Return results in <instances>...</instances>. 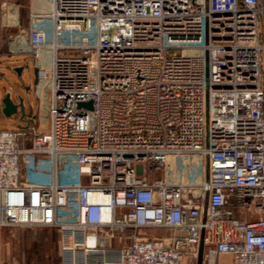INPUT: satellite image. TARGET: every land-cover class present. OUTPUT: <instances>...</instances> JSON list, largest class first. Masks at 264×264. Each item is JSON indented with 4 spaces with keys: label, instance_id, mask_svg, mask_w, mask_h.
<instances>
[{
    "label": "built area",
    "instance_id": "obj_1",
    "mask_svg": "<svg viewBox=\"0 0 264 264\" xmlns=\"http://www.w3.org/2000/svg\"><path fill=\"white\" fill-rule=\"evenodd\" d=\"M49 4L19 48L53 51L48 120L0 129V227L56 230L61 264H264V0ZM188 155L200 182L170 178Z\"/></svg>",
    "mask_w": 264,
    "mask_h": 264
},
{
    "label": "crops",
    "instance_id": "obj_2",
    "mask_svg": "<svg viewBox=\"0 0 264 264\" xmlns=\"http://www.w3.org/2000/svg\"><path fill=\"white\" fill-rule=\"evenodd\" d=\"M49 2L50 0H0V118L7 117L2 112V101L7 95L19 108L22 106L25 110L28 107L24 99L15 100L11 93V90H17L15 89L17 81L12 75L4 71V67L11 66L15 72L16 68L23 67L21 75L16 72L19 77L22 78L23 76L24 85L22 88L24 90H34L38 97L39 109L34 115V104L31 102V119L28 122L34 123L37 118H39L38 120H48L47 110L52 101L51 73L53 51L48 48L44 49L38 59H35L34 56L23 53L19 48L27 40L31 16H40L47 13L50 6ZM35 22L38 25L43 23L39 18H36ZM47 27L48 34L51 37V24L48 23ZM30 57L34 58L33 65L38 69V74H35V84H33V77L30 73V68L33 65L28 63ZM25 70H27L26 74ZM42 104L45 106V112L40 117ZM18 114L21 113L19 112ZM10 118H13V116ZM32 119H34L33 122ZM170 163H172V160ZM46 166L48 167V165ZM142 232L145 234L166 233V231L162 230H146ZM54 237L55 241L54 239L51 241ZM50 244L54 245L53 249L49 248ZM59 248L60 237L54 229L43 227H0V264H61ZM224 258H230L232 262L231 256L226 255L221 259Z\"/></svg>",
    "mask_w": 264,
    "mask_h": 264
},
{
    "label": "rangeland",
    "instance_id": "obj_3",
    "mask_svg": "<svg viewBox=\"0 0 264 264\" xmlns=\"http://www.w3.org/2000/svg\"><path fill=\"white\" fill-rule=\"evenodd\" d=\"M95 34H93L94 36ZM28 63H34V58H29ZM34 65L30 68V73L33 77V84H35V69ZM4 71L7 72V74L12 75L16 79L15 83V89L17 90H11V93L13 94L15 100L24 99V101L27 103L28 107L25 109V116H22L21 114L13 115V118L10 117H1L0 118V129H18L22 126H24L28 121L31 119V102L34 104L33 111L35 112L34 115H36L38 109H39V101L38 97L36 95V92L34 90H24L22 86L23 83V76L22 78L18 76V74L14 71V68L11 66L4 67ZM27 73V70H25V74ZM8 84V83H7ZM9 85V84H8ZM34 86V85H33ZM5 91V90H3ZM43 99V96H42ZM43 112H45V106L42 104L40 108V117L42 116ZM33 115V114H32ZM39 118L35 119V121H38ZM34 119H32V122ZM44 123L46 121L41 120ZM172 163L168 165V171L170 173V178H172L174 181H179V179L183 182H200L204 175H205V164L203 158L201 159L199 156L196 155H188L183 157H178L175 159H171ZM27 228V227H26ZM52 229V228H51ZM141 235H146L143 232H139ZM55 237L51 239V241ZM50 241V242H51ZM52 243V242H51ZM54 246V245H53ZM53 246L50 244V249H53ZM46 250V249H45ZM219 264H232L230 258H224L219 260Z\"/></svg>",
    "mask_w": 264,
    "mask_h": 264
},
{
    "label": "water",
    "instance_id": "obj_4",
    "mask_svg": "<svg viewBox=\"0 0 264 264\" xmlns=\"http://www.w3.org/2000/svg\"><path fill=\"white\" fill-rule=\"evenodd\" d=\"M23 71V67H19V68H16V72H18V74L21 75ZM35 74L37 75L38 74V69L35 68ZM3 109H2V112L5 116L7 117H11L13 115H16L18 114L19 112L22 114V116H25V110L24 108L21 106L20 108L14 104V102L10 99V96L7 95L4 99H3ZM78 107L79 108H88V109H92L93 107V104L92 102H85V103H79L78 104ZM200 264V262L198 263Z\"/></svg>",
    "mask_w": 264,
    "mask_h": 264
},
{
    "label": "bare ground",
    "instance_id": "obj_5",
    "mask_svg": "<svg viewBox=\"0 0 264 264\" xmlns=\"http://www.w3.org/2000/svg\"><path fill=\"white\" fill-rule=\"evenodd\" d=\"M42 96V95H41Z\"/></svg>",
    "mask_w": 264,
    "mask_h": 264
}]
</instances>
